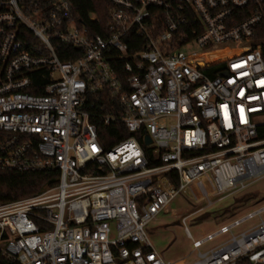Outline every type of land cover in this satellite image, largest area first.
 Returning <instances> with one entry per match:
<instances>
[{
  "label": "built area",
  "instance_id": "1",
  "mask_svg": "<svg viewBox=\"0 0 264 264\" xmlns=\"http://www.w3.org/2000/svg\"><path fill=\"white\" fill-rule=\"evenodd\" d=\"M107 1L94 34L74 0H0V173L59 174L0 205V264H264V205L190 263L147 233L183 193L212 206L264 177V0ZM99 124L130 136L105 148Z\"/></svg>",
  "mask_w": 264,
  "mask_h": 264
},
{
  "label": "rangeland",
  "instance_id": "2",
  "mask_svg": "<svg viewBox=\"0 0 264 264\" xmlns=\"http://www.w3.org/2000/svg\"><path fill=\"white\" fill-rule=\"evenodd\" d=\"M193 52L201 51L197 46H193ZM244 202L239 203L240 199ZM211 201H216L211 198ZM264 205V177L251 185L244 195L229 197L221 202H216L210 206L208 200L198 198L186 193L176 197L166 211L147 228L149 239L154 249L161 254L168 262L190 263L196 258V253L192 252L194 240H203L205 237L217 231L221 225L228 223L234 218L241 217L245 213L255 210ZM184 218H188L186 223ZM264 218V214H263ZM259 220L248 222L237 233L256 225ZM192 235L190 239L186 230ZM228 236L218 237L216 240L205 245L203 252L220 246L228 241Z\"/></svg>",
  "mask_w": 264,
  "mask_h": 264
},
{
  "label": "trees",
  "instance_id": "3",
  "mask_svg": "<svg viewBox=\"0 0 264 264\" xmlns=\"http://www.w3.org/2000/svg\"><path fill=\"white\" fill-rule=\"evenodd\" d=\"M74 3H76V15L83 22L90 17H96L100 21V25L92 26V33L102 34L108 28L111 21L109 19L111 5L107 0H74ZM101 102L104 104V101L101 100ZM129 136L130 133L123 124L116 126L99 124V138L105 148L113 147ZM145 150L151 159V149L145 148ZM155 165L157 164L151 159V166ZM58 175L56 171L54 173H26L21 175L7 172L0 173V205L38 196L44 190L56 186ZM169 176L172 177V174ZM175 183L177 184L176 181ZM244 200H249V198L240 199L238 202L242 203Z\"/></svg>",
  "mask_w": 264,
  "mask_h": 264
},
{
  "label": "water",
  "instance_id": "4",
  "mask_svg": "<svg viewBox=\"0 0 264 264\" xmlns=\"http://www.w3.org/2000/svg\"><path fill=\"white\" fill-rule=\"evenodd\" d=\"M145 143H146L147 146L151 145L152 144L151 138L147 137Z\"/></svg>",
  "mask_w": 264,
  "mask_h": 264
}]
</instances>
